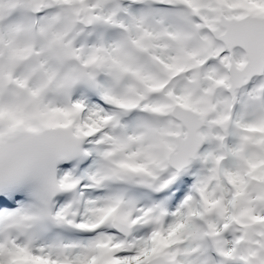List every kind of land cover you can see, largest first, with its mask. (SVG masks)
Instances as JSON below:
<instances>
[{
    "label": "snow or ice",
    "instance_id": "obj_1",
    "mask_svg": "<svg viewBox=\"0 0 264 264\" xmlns=\"http://www.w3.org/2000/svg\"><path fill=\"white\" fill-rule=\"evenodd\" d=\"M0 264H264V0H0Z\"/></svg>",
    "mask_w": 264,
    "mask_h": 264
}]
</instances>
